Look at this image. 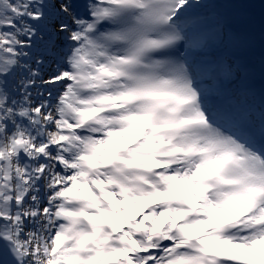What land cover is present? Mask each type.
<instances>
[{
	"label": "snow or ice",
	"instance_id": "1",
	"mask_svg": "<svg viewBox=\"0 0 264 264\" xmlns=\"http://www.w3.org/2000/svg\"><path fill=\"white\" fill-rule=\"evenodd\" d=\"M247 0H0V264H264Z\"/></svg>",
	"mask_w": 264,
	"mask_h": 264
},
{
	"label": "rangeland",
	"instance_id": "2",
	"mask_svg": "<svg viewBox=\"0 0 264 264\" xmlns=\"http://www.w3.org/2000/svg\"><path fill=\"white\" fill-rule=\"evenodd\" d=\"M248 3L251 4L250 8H255V16L252 18L254 21V34L259 32L260 29V20L261 17L264 16V0H249ZM258 30V31H257ZM255 55H251V60ZM257 59H260L257 58Z\"/></svg>",
	"mask_w": 264,
	"mask_h": 264
},
{
	"label": "bare ground",
	"instance_id": "3",
	"mask_svg": "<svg viewBox=\"0 0 264 264\" xmlns=\"http://www.w3.org/2000/svg\"><path fill=\"white\" fill-rule=\"evenodd\" d=\"M248 1L249 0H247V2ZM254 10H255L254 7L253 8H249V9H247V12L250 13V14H252L251 12L254 11ZM254 35H255V46H254V49H253L251 55L252 54L255 55L253 57V59H252V62L255 63L254 64L255 65V69L259 72V61H260V59H257V58H259L260 55H261V48H260V29H259V32L255 33ZM256 84H257V86H259V83H256Z\"/></svg>",
	"mask_w": 264,
	"mask_h": 264
}]
</instances>
